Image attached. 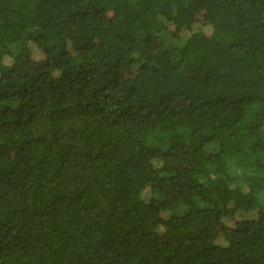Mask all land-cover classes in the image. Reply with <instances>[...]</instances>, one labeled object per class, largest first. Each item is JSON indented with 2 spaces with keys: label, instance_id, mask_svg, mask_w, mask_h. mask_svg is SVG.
<instances>
[{
  "label": "trees",
  "instance_id": "trees-1",
  "mask_svg": "<svg viewBox=\"0 0 264 264\" xmlns=\"http://www.w3.org/2000/svg\"><path fill=\"white\" fill-rule=\"evenodd\" d=\"M0 264H264V0H0Z\"/></svg>",
  "mask_w": 264,
  "mask_h": 264
},
{
  "label": "rangeland",
  "instance_id": "rangeland-1",
  "mask_svg": "<svg viewBox=\"0 0 264 264\" xmlns=\"http://www.w3.org/2000/svg\"><path fill=\"white\" fill-rule=\"evenodd\" d=\"M192 28H193L194 31H196V30H199L201 27L198 24H194ZM164 36H167V35L166 34H163V37ZM166 38H168V36ZM169 41L174 42L175 40L172 38V39H169ZM181 212H182V208L179 207V206H177L175 208V213L179 215Z\"/></svg>",
  "mask_w": 264,
  "mask_h": 264
}]
</instances>
